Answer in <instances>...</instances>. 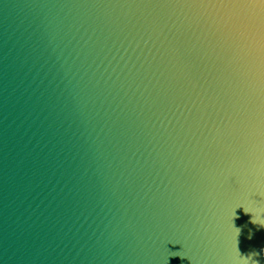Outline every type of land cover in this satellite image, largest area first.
Instances as JSON below:
<instances>
[{
  "label": "water",
  "instance_id": "obj_1",
  "mask_svg": "<svg viewBox=\"0 0 264 264\" xmlns=\"http://www.w3.org/2000/svg\"><path fill=\"white\" fill-rule=\"evenodd\" d=\"M192 2L0 0V264L264 247V12Z\"/></svg>",
  "mask_w": 264,
  "mask_h": 264
},
{
  "label": "snow or ice",
  "instance_id": "obj_2",
  "mask_svg": "<svg viewBox=\"0 0 264 264\" xmlns=\"http://www.w3.org/2000/svg\"><path fill=\"white\" fill-rule=\"evenodd\" d=\"M156 7H189V8H215V9H238L259 10L257 15L264 12V0H197V2L184 4H158Z\"/></svg>",
  "mask_w": 264,
  "mask_h": 264
},
{
  "label": "clouds",
  "instance_id": "obj_3",
  "mask_svg": "<svg viewBox=\"0 0 264 264\" xmlns=\"http://www.w3.org/2000/svg\"><path fill=\"white\" fill-rule=\"evenodd\" d=\"M240 204H237L236 206H239ZM253 223H258L261 227H264V216H260L258 214H256L253 218H252ZM249 239L252 238V233H249L248 236ZM238 244V240L236 239V252L240 257V261L241 264H260V262L256 259H254V257L259 256L264 254V247H261V249L259 251L253 250L251 252H249L247 255H242L237 247Z\"/></svg>",
  "mask_w": 264,
  "mask_h": 264
}]
</instances>
